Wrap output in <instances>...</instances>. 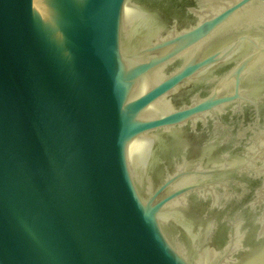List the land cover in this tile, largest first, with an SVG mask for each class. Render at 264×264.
Instances as JSON below:
<instances>
[{"label":"water","instance_id":"1","mask_svg":"<svg viewBox=\"0 0 264 264\" xmlns=\"http://www.w3.org/2000/svg\"><path fill=\"white\" fill-rule=\"evenodd\" d=\"M0 264H264V0H0Z\"/></svg>","mask_w":264,"mask_h":264}]
</instances>
